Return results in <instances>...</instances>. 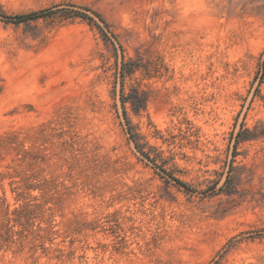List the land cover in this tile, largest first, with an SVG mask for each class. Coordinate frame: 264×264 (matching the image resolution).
Instances as JSON below:
<instances>
[{"label":"rangeland","instance_id":"374dc122","mask_svg":"<svg viewBox=\"0 0 264 264\" xmlns=\"http://www.w3.org/2000/svg\"><path fill=\"white\" fill-rule=\"evenodd\" d=\"M0 264H264V0H0Z\"/></svg>","mask_w":264,"mask_h":264},{"label":"trees","instance_id":"16d2710c","mask_svg":"<svg viewBox=\"0 0 264 264\" xmlns=\"http://www.w3.org/2000/svg\"><path fill=\"white\" fill-rule=\"evenodd\" d=\"M40 15H42V14H29V15H27V16H24L23 18H20V19H24V20H26V19H27V20H29V19H37V18L41 17ZM69 15H70V14H69ZM95 15H97V16L99 17L100 21L105 25V27H108V24H107L106 21L102 18L101 15H99V14H95ZM65 17H68V18H81V19L87 21L88 23H90V25H92V26H96V27H98L101 31H103V30H102V27L98 24V22L95 21L94 18L89 17V16L86 15V14H83V13H80V12H75V13H73L72 15H70V16H65ZM124 75H126V72H124ZM122 102H123L124 105H125L127 102L132 103V104H133V107H134V109H135L136 111H139L140 109H142V106H138V105H137L135 98H131V97L123 98ZM177 181H178V180H177ZM178 183H180V185H185V184H183L182 182H178Z\"/></svg>","mask_w":264,"mask_h":264}]
</instances>
